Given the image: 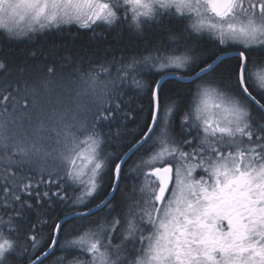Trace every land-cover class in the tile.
Listing matches in <instances>:
<instances>
[{"label": "snow or ice", "instance_id": "snow-or-ice-1", "mask_svg": "<svg viewBox=\"0 0 264 264\" xmlns=\"http://www.w3.org/2000/svg\"><path fill=\"white\" fill-rule=\"evenodd\" d=\"M64 36L0 55V264H264V0H0Z\"/></svg>", "mask_w": 264, "mask_h": 264}, {"label": "trees", "instance_id": "trees-1", "mask_svg": "<svg viewBox=\"0 0 264 264\" xmlns=\"http://www.w3.org/2000/svg\"><path fill=\"white\" fill-rule=\"evenodd\" d=\"M54 43L56 45L55 52L52 51L53 42L46 39L38 40L35 43L29 41L12 45H0V48H2L0 55L5 56L12 62L33 63L36 61H43L45 56L55 58L65 49L80 52L92 48L91 42L86 36L75 41L70 40L68 36H64L61 39H56ZM33 51L36 52V57L31 55ZM89 54H91V52H89ZM130 126L135 127L133 122H130Z\"/></svg>", "mask_w": 264, "mask_h": 264}]
</instances>
